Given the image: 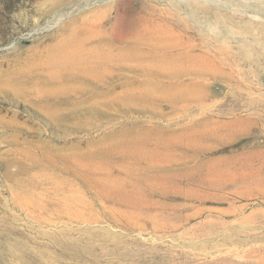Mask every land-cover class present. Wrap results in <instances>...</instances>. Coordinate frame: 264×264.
Returning a JSON list of instances; mask_svg holds the SVG:
<instances>
[{
	"label": "rangeland",
	"instance_id": "rangeland-1",
	"mask_svg": "<svg viewBox=\"0 0 264 264\" xmlns=\"http://www.w3.org/2000/svg\"><path fill=\"white\" fill-rule=\"evenodd\" d=\"M258 1L0 0V264H264Z\"/></svg>",
	"mask_w": 264,
	"mask_h": 264
},
{
	"label": "bare ground",
	"instance_id": "bare-ground-1",
	"mask_svg": "<svg viewBox=\"0 0 264 264\" xmlns=\"http://www.w3.org/2000/svg\"><path fill=\"white\" fill-rule=\"evenodd\" d=\"M187 1H188V0H187ZM187 1H186V2H187ZM230 1H231V0H230ZM261 1H262L261 3L258 1V3H260L259 5H258L257 2H256L257 4H256V3H255L254 5L252 4V5H253V8H254L252 11H253L255 14H257V15H264V0H261ZM179 2H180V0H179ZM186 2H185V0H184V1L182 0V2H180V3L182 4V7L185 6L186 8H190L191 5L188 4V3H186ZM239 2H240V1H239ZM247 4H248V3H247ZM261 5H262V7H261ZM242 6H244V5H242ZM245 6H247V5H245ZM245 6H244V7H245ZM247 7H248V6H247ZM245 8H246V7H245ZM247 9H248V8H247ZM254 13H253V14H254ZM112 19H113V18H112ZM110 20H111V19H110ZM112 21H113V20H112ZM109 23H110V22H109ZM112 32H113V31H112ZM133 36H134V35H133ZM88 37H89V36H88ZM121 40H123V39H121ZM77 41H78V40H77ZM74 42H75V41H74ZM68 65H69V67H70L71 63H68ZM71 66H73V65H71ZM79 68H81V67H79Z\"/></svg>",
	"mask_w": 264,
	"mask_h": 264
}]
</instances>
